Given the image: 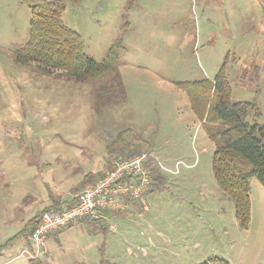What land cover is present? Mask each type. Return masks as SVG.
I'll return each mask as SVG.
<instances>
[{
	"label": "rangeland",
	"instance_id": "1",
	"mask_svg": "<svg viewBox=\"0 0 264 264\" xmlns=\"http://www.w3.org/2000/svg\"><path fill=\"white\" fill-rule=\"evenodd\" d=\"M61 21L96 62L115 47L114 71L75 83L18 63L30 6L0 0V264H264V187L249 179L241 230L212 173L208 131L220 126L198 118L178 86L210 82L225 64L231 102H254L259 116L245 122L264 127V0H80ZM115 73L124 96L115 86L100 95ZM125 143L154 158L152 189L34 256L31 215L49 196L66 209L111 157H132L118 153Z\"/></svg>",
	"mask_w": 264,
	"mask_h": 264
},
{
	"label": "trees",
	"instance_id": "2",
	"mask_svg": "<svg viewBox=\"0 0 264 264\" xmlns=\"http://www.w3.org/2000/svg\"><path fill=\"white\" fill-rule=\"evenodd\" d=\"M79 1L24 0L30 6L29 37L26 44L16 52V61L20 64H34L42 73L75 83H83L114 71L117 61L115 47L108 50L101 62H96L84 54L80 36L63 25L61 14L66 5H76ZM114 86L116 97H123L124 89L117 73L110 85L102 87L98 92L106 93L115 88ZM178 86L187 95L191 108L198 118L206 123L220 126L217 130L208 131V137L215 147L212 173L218 188L233 202L237 226L241 230H246L251 209L249 179L255 177L264 187V127L256 124L251 126L245 122L249 113L255 117L259 116L258 107L254 102H231L232 92L227 81L225 64L210 82H185L179 83ZM96 98L97 102L101 100L99 95ZM116 143L113 141L108 146L110 154H116L114 149ZM124 145V149L118 153L128 152L132 157L134 154L141 155V150L135 145L129 143ZM129 157L131 156L127 158ZM107 164L108 162L106 166ZM150 173L153 182L155 177L158 178L157 168L153 167V164ZM103 174L100 173L94 181L100 179ZM75 201L73 199L65 208L73 206ZM62 210L63 208L54 202L51 207L37 212L28 221L30 238L44 212L59 213ZM106 214L109 215L108 212ZM101 221L102 219L82 218L76 223H81L85 227H97ZM202 264L227 263L212 258Z\"/></svg>",
	"mask_w": 264,
	"mask_h": 264
},
{
	"label": "built area",
	"instance_id": "3",
	"mask_svg": "<svg viewBox=\"0 0 264 264\" xmlns=\"http://www.w3.org/2000/svg\"><path fill=\"white\" fill-rule=\"evenodd\" d=\"M150 154L124 158L113 156L108 160L103 176L86 186L75 196V204L59 213L44 212L34 230L31 241L34 256L43 248L47 235L64 229L77 220H99L107 212L126 209L130 203L141 201L152 189Z\"/></svg>",
	"mask_w": 264,
	"mask_h": 264
},
{
	"label": "crops",
	"instance_id": "4",
	"mask_svg": "<svg viewBox=\"0 0 264 264\" xmlns=\"http://www.w3.org/2000/svg\"><path fill=\"white\" fill-rule=\"evenodd\" d=\"M50 197V196H49ZM49 197H46V199H44V201L42 202V206H44L41 210H43V209H45V208H47V207H51L53 204H54V202H53V200H51V198H49ZM135 202H137V201H135ZM135 202H132V203H130L129 204V206H131L132 204H134ZM128 206V207H129ZM127 207V208H128ZM126 208V209H127ZM126 209H124V210H126ZM40 210V211H41ZM144 210V209H143ZM120 211H123V210H118V211H114L115 213H117V212H120ZM39 212V211H38ZM114 212H108L109 213V215L110 214H113ZM37 213V212H36ZM36 213H34V214H36ZM106 214V213H105ZM103 215L102 216V221H104V220H107V218H108V216L109 215ZM34 216V215H33ZM32 215H31V217H33ZM30 220V219H29ZM78 225H82L81 223H75V224H73V225H71V226H67L66 228H64V229H60V230H58L57 232H59V231H61V232H59V233H57V232H54V233H51V234H49V235H47V237H46V239H45V241H47L49 238H56V237H58V235H60V234H62V233H64L67 229H70V228H72V227H74V226H78ZM65 230V231H64ZM55 234V235H54ZM44 245H45V243H44ZM44 247V246H43Z\"/></svg>",
	"mask_w": 264,
	"mask_h": 264
}]
</instances>
